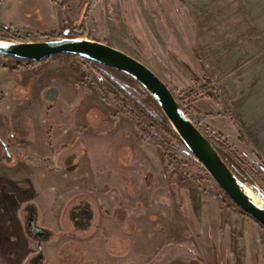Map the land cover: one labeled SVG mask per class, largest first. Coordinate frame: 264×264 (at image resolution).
<instances>
[{"label":"rangeland","instance_id":"obj_1","mask_svg":"<svg viewBox=\"0 0 264 264\" xmlns=\"http://www.w3.org/2000/svg\"><path fill=\"white\" fill-rule=\"evenodd\" d=\"M65 28L70 29L69 37L105 43L146 65L174 96L184 97L182 103L176 100L195 124L226 151L233 148L249 165L256 163V170L264 171V0H0V30L7 31V35H0L3 41L54 40L62 36ZM3 62L12 67L17 60L4 56ZM39 66L48 73L62 69V74L73 80L72 85L76 83L80 90L92 91V99H87L85 105L91 101L101 105L106 111V123L125 125L129 132L124 135L118 131V137L117 133L114 135L115 130L83 128L81 112L73 114L77 106L84 108L83 102L73 107L64 104L54 86L48 88L55 89L54 99L49 100L45 93L47 108L41 120L54 131L64 126L58 130L57 137L63 141L75 140L85 148L77 173H83L85 180L78 185L72 182L76 188L103 189L106 191L99 193L111 191L119 197L122 175L129 174L135 183L142 186L147 183L153 189L147 201L154 207L139 210L145 215L143 222L153 220L150 227L154 239L149 241L151 255L144 262L264 264V230L230 205L186 149L137 118L114 93L101 86L102 77L92 63L76 56L56 55L20 73H30ZM126 91L137 96L138 101L146 99L143 92L134 93L129 88ZM70 97L69 93L67 99ZM11 100V94L0 98V145L6 161L13 158L11 154L16 152L13 140L16 139L17 144L18 139L14 132L15 119L10 117L16 110L9 103ZM94 108L98 111V107ZM147 108L159 114L152 103L147 104ZM70 119L74 121L72 130L67 129L66 121ZM91 120L98 122L101 118ZM237 128L245 142L239 139ZM68 131L73 133L70 138ZM133 135L139 136L137 161L127 170L117 166L115 149L121 138L129 140ZM47 138L52 151L56 144L52 143L50 133ZM3 143L10 153L9 158L5 156ZM22 156L27 157L24 152ZM238 163L249 177L247 192L264 207V200L250 186L264 193V185L257 180L252 167L240 160ZM46 180L70 186L66 176ZM142 195L143 198L139 193V201L146 199ZM22 217L25 236L39 249L44 240L28 234L26 222L37 236L41 227L34 228L32 218ZM92 229L72 234L85 238L91 235ZM118 239L120 236L108 245L113 249L112 257L119 259L118 251L131 250V256L124 259L126 264H143L141 259L139 261L138 242L132 241L131 247L129 240ZM45 262V257L31 254L19 264Z\"/></svg>","mask_w":264,"mask_h":264},{"label":"crops","instance_id":"obj_2","mask_svg":"<svg viewBox=\"0 0 264 264\" xmlns=\"http://www.w3.org/2000/svg\"><path fill=\"white\" fill-rule=\"evenodd\" d=\"M61 70L48 73L42 70V66L30 73L0 70V98L12 95V102L9 103L16 107L17 112L15 110L13 116L10 115L11 110L8 112L11 120L15 119L14 132L18 138L17 144L16 139L13 140L16 152L11 154L13 158L9 161L3 159L0 145V264H19L20 260L31 254L45 257V264H85L87 261L93 264H126L124 259L131 256V250L118 251L121 258L117 259L112 257L113 249L108 246L113 238L119 236L118 240H129L131 247L132 241L138 242L139 246L136 244V247L139 248V261L146 260L151 255L149 241L154 239L150 227L153 220L149 218L148 222H143L145 215L139 210L154 207L151 201H147L153 189L147 183L144 186L135 183L133 178L128 177L129 174L125 177L122 175L123 180L117 192L119 197L111 191L99 193L106 191L103 189L76 188L75 185L85 180L83 173L77 174L79 160L85 156L84 145L76 144L75 140L63 141L57 135L58 130L64 126L54 131V128H48L47 122L41 120L46 114V90L54 86L64 104H72L73 107L83 102L84 108L78 109L77 106L73 113L81 112L79 116L83 117L80 120L83 128L92 126L102 131L115 130L114 135L117 133L118 137L121 132L129 134L125 125L106 123V111L101 105L93 101L85 105L87 99H92V91L88 93L87 90H80L76 83L72 85L73 80L69 75H63ZM73 89L74 97L71 95ZM69 93L71 97L67 99ZM76 99L78 102L75 103ZM94 107H98V111H94ZM98 117L101 118L98 122L91 120ZM73 122V119L66 121L68 130L74 129ZM130 129L133 131V127ZM49 133L51 139H54L52 143L56 144L52 151L48 148L51 144H48ZM70 136L73 133L68 131V138ZM133 136L129 140L121 138L115 149L114 158L120 168L128 170L137 161L139 136ZM23 152L27 157L22 156ZM61 175L67 177L70 186L72 182L75 185L72 183L73 187H63L46 180ZM135 175L139 181V174ZM139 193L142 198L144 194L146 199L141 198L139 201ZM23 215L25 219H33L34 228L38 225L41 227L38 228L37 233L40 234L37 236L26 222L28 234L34 239L44 240L39 249L24 234L21 222ZM91 228V235L85 238L72 234ZM142 263L153 264L152 261Z\"/></svg>","mask_w":264,"mask_h":264},{"label":"water","instance_id":"obj_3","mask_svg":"<svg viewBox=\"0 0 264 264\" xmlns=\"http://www.w3.org/2000/svg\"><path fill=\"white\" fill-rule=\"evenodd\" d=\"M65 29L60 38L39 42H7L0 39V55L21 61L42 62L56 55H71L98 63L119 71L134 81L149 94L166 117L173 130L191 154L204 168L220 190L237 206L264 227V207L257 205L249 196L247 184L241 181L225 164L219 152L196 124L179 106L170 88L146 65L105 43L69 37ZM49 100L54 99L55 89L46 91ZM7 158V146L2 144ZM47 160H51L47 158ZM264 200V193L250 185Z\"/></svg>","mask_w":264,"mask_h":264},{"label":"trees","instance_id":"obj_4","mask_svg":"<svg viewBox=\"0 0 264 264\" xmlns=\"http://www.w3.org/2000/svg\"><path fill=\"white\" fill-rule=\"evenodd\" d=\"M66 29V28H65ZM6 30L1 29L0 30V35L4 36L6 34ZM72 35V34H71ZM3 57L0 55V70L1 69H8L13 72H20L23 71L24 69L31 67L32 65L36 64V62H31V61H20L18 59L17 63L9 67L3 62ZM92 63L96 68L98 73L101 75L102 80L99 81L101 86H104L108 89V91L114 93L116 98L123 103L125 106L128 107L129 112H131L133 115H135L137 118L143 120L145 123L150 125L151 127H155L157 131L163 133L166 137L170 138L171 140L175 141L179 146L184 147L183 142L179 138V136L176 134V132L173 130L171 127L170 123L166 119L164 115H162L160 112L159 114L152 113L151 111L148 110L147 104L152 103L159 111V108L155 101L152 99V97L145 93V101L141 102L138 101L137 96L134 94H128L126 91L128 88L132 90L134 93H142V89L139 86V84L134 81L132 78L129 76L116 71L110 67L94 63L91 61H88ZM202 67V66H200ZM205 90V88H203ZM205 97H210L208 94L204 95ZM176 97V96H175ZM177 100H179L181 103L184 100V97L177 96ZM148 102V103H147ZM232 124L236 127V123L234 120H232ZM196 126L200 129V131L205 135L209 141L212 142V144L215 146L217 151L219 152L221 158L225 162V164L234 172V174L243 182L246 183V181H249L248 174L242 169L240 164L238 163V160H240L244 165H249V163L244 160V158H241L238 153L232 148L229 151H226L218 142H216L210 134H208L206 131L202 130L197 124ZM237 131L239 133V130L237 128ZM239 139L242 142H245L243 136L239 133ZM255 156L258 158V160L262 162L259 154L255 153ZM264 165V163H263ZM252 167L253 172L256 174L257 180H259L263 185H264V171L263 170H256L257 164L254 163L253 165H249ZM216 187H218L215 184ZM219 188V187H218ZM220 189V188H219ZM223 193V192H222ZM225 199L230 203V205L234 208H236L246 219H248L250 222L253 224L257 225L259 228L264 230V227L259 224L255 219L250 217L248 214H245L241 210L237 208V206L223 193Z\"/></svg>","mask_w":264,"mask_h":264},{"label":"bare ground","instance_id":"obj_5","mask_svg":"<svg viewBox=\"0 0 264 264\" xmlns=\"http://www.w3.org/2000/svg\"><path fill=\"white\" fill-rule=\"evenodd\" d=\"M248 194V196L253 200V197H252V195L248 192L247 193ZM254 201V200H253ZM255 202V201H254ZM256 203V202H255ZM257 204V203H256ZM257 205H260V204H257ZM261 206V205H260Z\"/></svg>","mask_w":264,"mask_h":264}]
</instances>
